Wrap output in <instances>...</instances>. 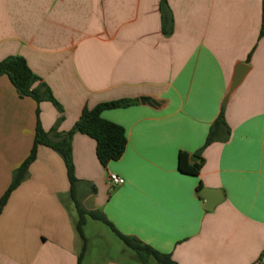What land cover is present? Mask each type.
Returning <instances> with one entry per match:
<instances>
[{"label":"crops","instance_id":"1","mask_svg":"<svg viewBox=\"0 0 264 264\" xmlns=\"http://www.w3.org/2000/svg\"><path fill=\"white\" fill-rule=\"evenodd\" d=\"M162 4L0 0V62L23 57L64 110L20 97L0 76V264H78V213L60 154L40 146L2 208L1 200L31 153L38 108L46 132L58 125L66 133L84 108L122 99L138 103L102 113L126 131L120 160L103 166L95 140L72 138L83 206L93 198L92 211L177 264H264L263 0H165L164 10ZM163 14L171 20L167 33ZM239 64L248 71L227 98ZM222 109L230 136L203 150L199 175L183 174L180 152L200 161L197 152ZM110 174L124 183L111 185ZM199 185L219 192L212 211Z\"/></svg>","mask_w":264,"mask_h":264},{"label":"trees","instance_id":"2","mask_svg":"<svg viewBox=\"0 0 264 264\" xmlns=\"http://www.w3.org/2000/svg\"><path fill=\"white\" fill-rule=\"evenodd\" d=\"M162 3V10H164L165 0H162ZM162 18L163 30L164 33H167V28L170 25L171 20L165 14H163ZM260 37H264V13ZM0 76H7L10 79L20 97H31L38 105L43 102H49L58 110V112L61 114L64 112L62 105L56 100L50 87L32 72L23 57L12 56L0 62ZM137 103L138 100L122 99L101 103L92 109L84 108L74 127L66 133L58 132V125H56L50 132H46L41 126L40 109L38 108L36 136L33 148L26 161H24V163L14 172L11 187L1 200V208L6 204L11 193L26 178L31 164L37 159L39 147L45 146L60 154L67 167L68 180L70 183V198L78 213L76 231L82 240V250L78 258V264H81L84 255L88 250V239L84 232L88 218L100 221L107 225L126 245V247L136 253L141 264H148V261L151 258L155 259L158 264H177L170 254H162L151 246L143 243L138 238L122 234L102 213L96 210L87 211L77 196L78 180L75 176L72 161L71 142L73 136L76 133H81L95 140L96 156L101 165L107 166L112 161L120 160L124 155L127 146L126 131L122 126L102 118V113L107 110L127 108L136 105ZM62 119L63 117L58 120V123H60ZM222 134L224 135L225 140L230 136V130L225 122L223 109L210 128L204 148L197 152L200 156V161L191 164L190 155L185 152H180L178 157V168L180 172L193 176L199 175L204 164V159L201 157L203 150L212 143L219 141ZM197 190L198 192L201 191L202 186L199 185Z\"/></svg>","mask_w":264,"mask_h":264},{"label":"rangeland","instance_id":"3","mask_svg":"<svg viewBox=\"0 0 264 264\" xmlns=\"http://www.w3.org/2000/svg\"><path fill=\"white\" fill-rule=\"evenodd\" d=\"M84 232L89 241L85 264H101L109 258L120 259L126 264H141L136 253L126 247L104 223L88 218ZM148 263L158 264L153 258L149 259Z\"/></svg>","mask_w":264,"mask_h":264},{"label":"water","instance_id":"4","mask_svg":"<svg viewBox=\"0 0 264 264\" xmlns=\"http://www.w3.org/2000/svg\"><path fill=\"white\" fill-rule=\"evenodd\" d=\"M248 71V66L245 64H239L235 70L232 83L227 95V98L230 97L234 93V91L239 87V85L244 80V77ZM140 103L142 105H148L150 107H157L159 105V102L152 98H140ZM199 158L196 155H193L190 157V161L192 163L198 162ZM200 195L205 199V209L212 211L222 200L220 198L219 192L215 190H209V189H202L200 191ZM84 206L87 210L92 211L94 210L93 206V198H90L88 202L84 203Z\"/></svg>","mask_w":264,"mask_h":264},{"label":"built area","instance_id":"5","mask_svg":"<svg viewBox=\"0 0 264 264\" xmlns=\"http://www.w3.org/2000/svg\"><path fill=\"white\" fill-rule=\"evenodd\" d=\"M108 180L109 183L113 186L122 185L124 183V179L117 176L116 174H110Z\"/></svg>","mask_w":264,"mask_h":264}]
</instances>
